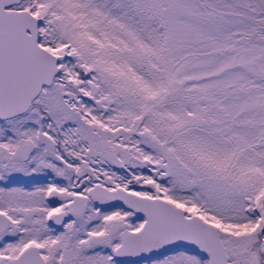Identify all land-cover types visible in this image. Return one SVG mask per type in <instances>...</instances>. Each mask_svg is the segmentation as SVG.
I'll list each match as a JSON object with an SVG mask.
<instances>
[{
    "label": "snow or ice",
    "instance_id": "1",
    "mask_svg": "<svg viewBox=\"0 0 264 264\" xmlns=\"http://www.w3.org/2000/svg\"><path fill=\"white\" fill-rule=\"evenodd\" d=\"M0 264H264V0H0Z\"/></svg>",
    "mask_w": 264,
    "mask_h": 264
}]
</instances>
